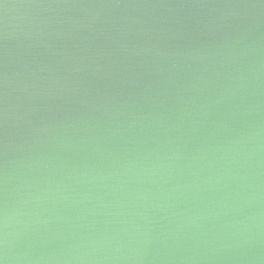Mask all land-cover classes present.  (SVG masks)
I'll use <instances>...</instances> for the list:
<instances>
[{"label":"water","instance_id":"95a60500","mask_svg":"<svg viewBox=\"0 0 264 264\" xmlns=\"http://www.w3.org/2000/svg\"><path fill=\"white\" fill-rule=\"evenodd\" d=\"M6 264H264V0H0Z\"/></svg>","mask_w":264,"mask_h":264},{"label":"clouds","instance_id":"9594fccd","mask_svg":"<svg viewBox=\"0 0 264 264\" xmlns=\"http://www.w3.org/2000/svg\"><path fill=\"white\" fill-rule=\"evenodd\" d=\"M0 264H6V258L0 257Z\"/></svg>","mask_w":264,"mask_h":264}]
</instances>
